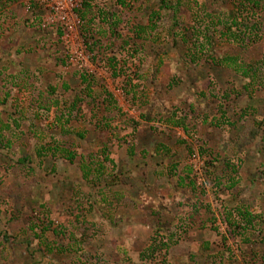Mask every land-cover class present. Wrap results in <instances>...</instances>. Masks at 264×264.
Segmentation results:
<instances>
[{"label": "rangeland", "instance_id": "rangeland-1", "mask_svg": "<svg viewBox=\"0 0 264 264\" xmlns=\"http://www.w3.org/2000/svg\"><path fill=\"white\" fill-rule=\"evenodd\" d=\"M90 3L0 0V264H264V0Z\"/></svg>", "mask_w": 264, "mask_h": 264}, {"label": "trees", "instance_id": "trees-1", "mask_svg": "<svg viewBox=\"0 0 264 264\" xmlns=\"http://www.w3.org/2000/svg\"><path fill=\"white\" fill-rule=\"evenodd\" d=\"M259 2L260 0H244V4H243V7L245 8L246 10V7H247V11L250 10V9H258L259 7ZM251 7V8H250ZM94 8L92 7L91 3H90V0H82V4H81V9L80 10H77V16L80 20L81 23H83V26H84V42L85 43H88V40H87V35H89L90 33V30L88 29H91L92 26H93V22H94ZM246 12V11H245ZM241 13H244V12H232V13H227L226 14V17L227 19H225V24H224V21H222L219 25H220V28L224 29L229 35L232 34L233 36H237L238 34L236 33H240L238 31H240V29H238L239 26H243L244 27V30H247L248 28L246 27V25H243V23L241 22L242 19L240 17ZM98 15L100 16L101 14L98 13ZM107 15H109V19L107 18V21L109 23V25L111 26H117L119 24V21L117 20V17L115 14H110L108 13ZM222 18L224 20V14L222 15ZM58 35H61V32L59 30V33ZM238 38H240L239 36H237ZM236 39V37H235ZM116 60V59H115ZM110 63H113L114 65L116 64L114 59H110L109 60ZM167 113V112H166ZM168 119L176 125V127H182L184 130H186L185 126H184V123L182 122V120H177V117L173 114V113H167L166 114ZM142 119H144L145 121H151V118L149 116H144L142 117ZM257 137H259V139L264 142V132L262 131H259V130H255V131H251L250 133V140L251 141H254V139H256ZM246 143V142H244ZM250 143V141H249ZM248 144V142H247ZM246 146V144H244ZM156 153V152H155ZM104 154V152H103ZM133 154V153H132ZM27 161V158H23V162ZM104 161H108L109 160L107 159V157H104ZM110 162L112 163V161L110 160ZM99 170L97 171L99 173V175L103 174V165L100 164L99 165ZM102 169V170H101ZM174 169H176V166H174L172 168V170L174 171ZM171 170V171H172ZM175 172V171H174ZM262 179V178H260ZM237 213L238 215L242 218V220L244 221V224H243V231L245 232H248L249 230H253L256 228L254 226V223L256 222V217L253 216L251 213H249L247 210H240L238 209L237 210ZM228 221H229V218H228ZM35 226L32 227V231H33V228ZM238 227V226H236ZM35 229V228H34ZM51 231V224H47L45 227H43L40 232L37 234H35V238L37 240H39L40 238L43 237V235L46 233V232H50ZM166 230H164L163 228H160V229H157V231L155 230L154 231V239H164L165 236H166ZM52 234H58V232H56L55 230H52L51 231ZM3 239L6 241L7 239H10L11 240V237L9 238L8 236H6L4 234L3 236ZM156 242V240L154 241ZM243 242L247 243V240H243ZM161 243V242H160ZM162 248H165L166 250H168V247L167 245L161 243V246ZM262 260L264 262V251H263V257H262Z\"/></svg>", "mask_w": 264, "mask_h": 264}, {"label": "built area", "instance_id": "built-area-1", "mask_svg": "<svg viewBox=\"0 0 264 264\" xmlns=\"http://www.w3.org/2000/svg\"><path fill=\"white\" fill-rule=\"evenodd\" d=\"M44 7L46 21L59 24L62 31V41L67 47L74 44L77 37L76 26L81 22L77 10L81 9L82 0H32Z\"/></svg>", "mask_w": 264, "mask_h": 264}]
</instances>
